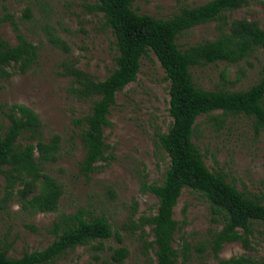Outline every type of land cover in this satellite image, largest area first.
I'll use <instances>...</instances> for the list:
<instances>
[{
    "label": "rangeland",
    "instance_id": "obj_1",
    "mask_svg": "<svg viewBox=\"0 0 264 264\" xmlns=\"http://www.w3.org/2000/svg\"><path fill=\"white\" fill-rule=\"evenodd\" d=\"M208 0H146L137 1V13L167 18L181 7L201 5ZM264 0H249L246 7L226 13L227 21L245 18L257 21L264 30ZM95 0H0V35L16 45L14 21L20 33L38 47V63L24 74L0 79V106L19 104L32 109L42 124V139L60 137L58 157L44 165V172L63 189L58 211L51 213L23 210L16 196L5 201V179L0 175V243L10 257L43 250L54 239L51 226L61 214L84 210L91 215H104L121 242L113 236L103 242L104 250L95 262L91 250L77 247L51 264H114L111 254L118 247L129 254L122 264H155L153 250L144 253L142 236L153 241L150 226L144 235L136 228L140 217L156 213L157 199L141 191V184H160L168 167L166 155L154 144V132H166L172 119L168 114V81L156 56L149 52L141 59L134 82L116 94L110 108V127L104 131L109 145L107 161L96 163L88 177L79 170L84 151L79 139L80 128L74 120L86 116L91 100H79L71 91L72 78L66 67L80 69L97 80L105 79L114 69L116 55L114 37L104 24L101 13L92 11ZM29 12L26 17L25 12ZM218 23L199 25L180 35L179 48L218 34ZM64 41L65 52L49 40V31ZM194 83L204 90L243 91L264 73V50L257 49L244 60L228 64L219 62L191 68ZM0 108V125H7ZM7 111V108H6ZM215 111L212 115H219ZM192 138L202 154L205 166L212 172H222L228 182L248 196L264 200V131L255 132L251 119L228 116L221 126L205 116L197 119ZM110 156V157H109ZM19 186H16L15 190ZM15 194V191H14ZM174 219L179 231L173 247L182 262L183 242L188 244L186 264H223L231 258H248L260 264L264 260L261 229L249 240V248L241 242L226 243L214 255L211 235L222 226L213 222L209 203L197 192L183 189ZM203 247V248H202Z\"/></svg>",
    "mask_w": 264,
    "mask_h": 264
},
{
    "label": "trees",
    "instance_id": "obj_2",
    "mask_svg": "<svg viewBox=\"0 0 264 264\" xmlns=\"http://www.w3.org/2000/svg\"><path fill=\"white\" fill-rule=\"evenodd\" d=\"M137 1L146 0H95L90 7L102 14L104 24L114 37L115 67L105 79L97 80L80 69L66 67L65 75L72 78L73 95L79 100L92 101L90 112L74 120L80 128L79 139L84 151L79 170L88 177L95 171L97 162L108 160L105 153L109 145L104 131L111 125L110 108L116 94L135 81L141 59L151 52L169 83L168 114L172 122L166 132H154L155 146L168 159L164 177L160 184H141L143 193H150L157 199L156 213L140 217L136 225L142 235L144 227L150 226L154 237L148 242L142 236L144 253L152 249L155 264H178L173 242L179 225L173 215L183 189L197 192L209 203L212 221L222 222L210 239L214 255L226 243L241 242L249 248L250 237L257 226L264 241V200L238 191L222 172L210 171L192 140L197 130L196 121L201 116L218 126L228 116H244L252 120L256 133L264 131V73L248 89L228 92L200 88L194 83L191 72V68L219 62L235 64L257 49L264 50V30L257 21L241 18L228 22L225 16L248 6L249 0H208L201 5L181 7L167 18L137 13L133 9ZM25 15L30 16L28 11ZM5 19L0 18V22ZM211 22L219 26L215 39L179 48L180 35ZM11 24L17 43L12 46L0 35V79L24 74L38 63V47L20 33L14 21ZM49 40L65 52L69 51L66 43L51 30ZM0 108H5L2 113L8 120L7 125H0V175L6 182L5 201L15 195L23 210L57 212L63 189L43 167L57 160L60 137L53 135L44 141L39 117L26 106L13 104ZM215 111L221 113L212 115ZM16 186L19 187L15 190ZM50 232L54 239L46 248L20 257H10L7 247L0 243V264H51L77 247L90 249L91 257L98 262L104 241L116 236L121 242L104 215H91L80 209L61 214ZM187 247L183 242L181 264L188 262ZM128 254L127 248L118 247L113 250L111 260L114 264H122ZM244 263L255 262L243 257L223 262ZM260 264H264V260Z\"/></svg>",
    "mask_w": 264,
    "mask_h": 264
}]
</instances>
